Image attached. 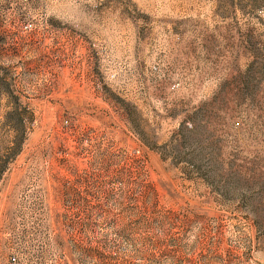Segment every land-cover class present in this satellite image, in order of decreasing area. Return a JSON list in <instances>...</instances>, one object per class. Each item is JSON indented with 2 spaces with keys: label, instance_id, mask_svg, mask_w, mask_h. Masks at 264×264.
Here are the masks:
<instances>
[{
  "label": "rangeland",
  "instance_id": "obj_1",
  "mask_svg": "<svg viewBox=\"0 0 264 264\" xmlns=\"http://www.w3.org/2000/svg\"><path fill=\"white\" fill-rule=\"evenodd\" d=\"M0 264H264V0H0Z\"/></svg>",
  "mask_w": 264,
  "mask_h": 264
},
{
  "label": "built area",
  "instance_id": "obj_2",
  "mask_svg": "<svg viewBox=\"0 0 264 264\" xmlns=\"http://www.w3.org/2000/svg\"><path fill=\"white\" fill-rule=\"evenodd\" d=\"M11 259H13V260H14V259H15V257H14V256H12V257H11Z\"/></svg>",
  "mask_w": 264,
  "mask_h": 264
}]
</instances>
